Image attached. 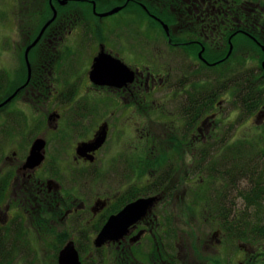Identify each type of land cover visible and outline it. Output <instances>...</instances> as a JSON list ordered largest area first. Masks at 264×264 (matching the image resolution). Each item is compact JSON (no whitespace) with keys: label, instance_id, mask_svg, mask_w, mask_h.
<instances>
[{"label":"flooded vegetation","instance_id":"af4514ba","mask_svg":"<svg viewBox=\"0 0 264 264\" xmlns=\"http://www.w3.org/2000/svg\"><path fill=\"white\" fill-rule=\"evenodd\" d=\"M118 7L137 23L121 29L134 44L119 45L120 30L107 39L97 21ZM156 28L166 47L147 52L169 58L157 70L136 42ZM236 114L262 137L245 135L240 157ZM262 135L264 0H0V242L59 243L54 264L68 246L79 264H264V241L224 229L236 223L239 185L251 188L252 144L264 163ZM104 174L114 186L88 187ZM65 176L77 184L65 189Z\"/></svg>","mask_w":264,"mask_h":264},{"label":"rangeland","instance_id":"374dc122","mask_svg":"<svg viewBox=\"0 0 264 264\" xmlns=\"http://www.w3.org/2000/svg\"><path fill=\"white\" fill-rule=\"evenodd\" d=\"M100 20H97L100 23L101 27H104V35L105 37L108 39L109 37H111L112 35L115 34V32H117L118 30H120V34L117 35L115 37V40L119 43L124 42L125 40V36H124V30H121L123 28H126L128 26V24L130 23V25L128 27H132L133 29L136 30V26L137 23L136 22H131L130 19L131 18H127L126 16L124 17L123 15H111V16H107L104 18H99ZM95 20V19H94ZM93 19L91 21H94ZM159 29H155L154 34L156 33V36L153 37H149L147 34L150 31H144V30H137V32H140L139 35L137 36H142V34L144 36H146V38L148 39V41H144V40H140L138 37V49L140 50V59L142 61H147L148 64H151V66L157 70L159 68H161V66H164L167 61H168V56L164 57V56H159L158 54H156L155 52H153V58H151V53L147 52V49L149 48H153L155 49V51L157 50H161V49H165L166 45H165V39L163 38L164 36H162L160 34V32L158 31ZM127 32V29H126ZM128 33V32H127ZM129 35V34H128ZM124 43H132L134 44L131 40H126V42ZM117 43L115 44L114 47L119 46ZM79 50V48H78ZM85 47H83V49L79 50L80 52L84 51ZM141 50H144V52L142 53ZM253 53V52H251ZM179 59V56H175V58L172 60L173 63H177V60ZM186 66H189L191 64L189 57H186ZM229 66V65H226ZM254 64L250 63V67L253 68ZM178 67V66H177ZM176 67V68H177ZM214 69V68H209ZM223 70H225L223 68ZM221 73V72H220ZM220 73H216L213 75H210L209 78H211L213 76V78H215V76L220 77ZM228 74L226 73L224 76L220 77L221 78H225L227 77ZM221 82V80H220ZM154 99H160L162 98V93L161 92H156L153 94ZM195 104V101L191 100L190 102H187L186 104V109L187 111L190 110L191 106ZM186 111V112H187ZM12 118H15L14 116ZM241 118L240 115L236 114L234 115V119L233 122L230 120V122H232V125L230 127H233L234 129V134L231 135L230 133V138L232 139L233 142V147L237 149V154H235V157H240L244 154V149L245 146L242 144V139L245 137V135L249 136L253 141L256 140H260L262 139V137L260 136L259 133L256 132V130H254L253 128L250 129H246V126L242 125L237 127L236 123H238V120ZM17 120V119H14ZM19 121V123L21 122V120H17ZM24 126V120L23 123L19 125V127ZM252 127V126H251ZM228 128V126L226 125H220L219 126V136L220 134L224 131L223 129ZM19 129V128H18ZM11 129H9L10 131ZM17 128L14 129V131H16ZM10 133H12V131H10ZM79 135V134H78ZM84 134H82L81 137L82 138ZM224 135H226V132H224ZM264 136V135H262ZM225 144H228L230 148V142L229 141H223ZM222 142V143H223ZM260 146L257 144H252V151H251V157L253 160V163L250 164V166L252 167V170H255L257 172H262L261 169L263 170L264 173V163H263V152L259 151L258 148ZM106 169H108V167L110 166V168H115V163H111V162H106ZM117 166V165H116ZM59 169V168H58ZM74 169V168H73ZM78 170L74 169V176L77 177V179H79L78 183L79 185H81L86 178L77 174ZM69 174V173H68ZM105 177L107 178H103L99 179V175L94 176V177H90V181L88 183V187L90 188V186L93 185L92 188H105V187H112L114 186V181L110 179L109 175H105ZM65 181L64 183V188L65 189H70L73 186H75V184H77L76 181L74 182H69L68 178L65 176V178L63 179ZM102 183V184H101ZM235 183V182H234ZM243 183H241L238 187V189H241V191H243ZM248 191V189L246 190ZM245 192V191H244ZM249 192V191H248ZM234 200H235V213L237 214V221L242 218V216H244V214L247 215V213H249L251 215V223L253 224L256 220L261 219V212L264 211V202H262V208L258 209V211L256 210L255 212L253 210H251V205L245 206V202L242 201V199L238 196H236V193L234 195ZM262 210V211H261ZM236 221V220H235ZM264 222V213H263V220ZM202 227V226H200ZM4 233V230L2 229V227H0V235ZM1 238H4L6 240L0 242V247H3V249L5 250V253L0 254V262H5L3 264H54V259L52 257L53 252L55 251L56 245H59V243H36L33 242H23L22 240H18L15 239L13 237H8V236H3ZM3 240V239H1ZM0 240V241H1ZM34 245L40 247L43 250V254L41 253L42 250L40 249V252H35L34 250ZM225 251H228L224 248ZM233 251L234 253H236V256L239 255L238 253V249L236 246H234V248H231L228 252ZM41 253V254H40ZM93 257L95 258V255L93 254ZM87 263H94L92 261H88Z\"/></svg>","mask_w":264,"mask_h":264},{"label":"trees","instance_id":"16d2710c","mask_svg":"<svg viewBox=\"0 0 264 264\" xmlns=\"http://www.w3.org/2000/svg\"><path fill=\"white\" fill-rule=\"evenodd\" d=\"M166 20V19H165ZM217 55V54H213ZM205 57L212 61L215 57L211 56V51L209 49H206L205 51ZM227 64H223L221 67H225ZM251 163H253L252 157H251ZM241 170V169H240ZM257 172L255 170L251 171V188L248 191H239L240 189H237L236 196L240 197L243 202H245V206L251 205V210L254 212L260 208H262V202H264V173ZM238 193V194H237ZM263 210V208H262ZM261 210V211H262ZM263 213L261 212V219L256 220L253 224L250 222L251 215L249 213L244 214L242 218H240L238 221L236 219L235 225H228L229 227L226 229V226L224 227L225 232L228 231V229H232L235 239L239 242L244 241L245 238L251 242H257V241H264V222L263 220Z\"/></svg>","mask_w":264,"mask_h":264},{"label":"water","instance_id":"95a60500","mask_svg":"<svg viewBox=\"0 0 264 264\" xmlns=\"http://www.w3.org/2000/svg\"><path fill=\"white\" fill-rule=\"evenodd\" d=\"M120 7L118 8H114L108 12L99 14L98 17H106V16H110L114 13H116L117 11H119ZM167 27L164 26V30L166 31ZM117 63V61H116ZM96 72H93V74ZM37 147V146H36ZM145 201L144 200H140L128 207H126L122 213L118 216H115L114 218L112 217L109 222L107 223L106 227L102 230V232L99 234L98 238L96 239V245H100L103 241H105L108 237H110L111 235H113V233L116 231V229L118 227L121 226H125L127 220H126V216L128 213L132 212L133 210H135L136 208H141L142 206L145 205ZM103 240V241H102ZM102 241V242H101ZM74 247L73 246H68L65 247L62 251H60V256H59V264H79L77 261L78 260V256L76 251H74Z\"/></svg>","mask_w":264,"mask_h":264}]
</instances>
